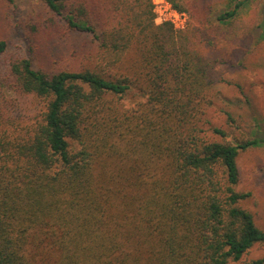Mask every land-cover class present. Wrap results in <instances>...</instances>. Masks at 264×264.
Returning <instances> with one entry per match:
<instances>
[{
    "label": "trees",
    "instance_id": "obj_1",
    "mask_svg": "<svg viewBox=\"0 0 264 264\" xmlns=\"http://www.w3.org/2000/svg\"><path fill=\"white\" fill-rule=\"evenodd\" d=\"M170 1L185 27L152 0H41L57 37L89 36L78 69L0 39V264H264L238 163L264 132L217 102L207 58L240 3L213 19Z\"/></svg>",
    "mask_w": 264,
    "mask_h": 264
},
{
    "label": "rangeland",
    "instance_id": "obj_2",
    "mask_svg": "<svg viewBox=\"0 0 264 264\" xmlns=\"http://www.w3.org/2000/svg\"><path fill=\"white\" fill-rule=\"evenodd\" d=\"M156 1L155 6L152 0L155 21L167 22L165 4L162 0ZM180 1L200 6V15L208 12L206 16L211 13L213 19L223 11L233 9L237 2L240 3L238 17L229 27L222 25L227 32L218 33L217 48H213L207 58L212 74L219 78L217 102L240 117L256 135L263 133L264 43H254V35L258 25L264 22V0ZM44 7L41 0H0V39L8 41L7 54L27 56L33 60L36 69L50 72L80 68L81 59L73 56L72 52L74 47L83 46L84 41H89V36L81 38L73 34L66 38L57 37L53 33L55 26L51 24L50 14ZM176 21L178 24L182 22ZM5 64L6 57L0 56V72ZM244 97L248 104L240 102ZM126 102L130 104V100ZM209 117L214 123L225 125V117L218 110L211 109ZM238 163L240 188L251 192L250 197L242 203L253 212L256 222L264 227V146L241 152ZM262 256L264 244H257L247 258Z\"/></svg>",
    "mask_w": 264,
    "mask_h": 264
},
{
    "label": "built area",
    "instance_id": "obj_3",
    "mask_svg": "<svg viewBox=\"0 0 264 264\" xmlns=\"http://www.w3.org/2000/svg\"><path fill=\"white\" fill-rule=\"evenodd\" d=\"M162 2L165 4L164 12L167 14L166 16H168V17L165 16L166 21H170L172 24H174L176 28H183L189 18L187 12L177 9L168 0H162ZM153 3L156 6L157 1L153 0ZM154 11L156 12L157 10L154 9ZM176 20H182V22L178 24Z\"/></svg>",
    "mask_w": 264,
    "mask_h": 264
}]
</instances>
